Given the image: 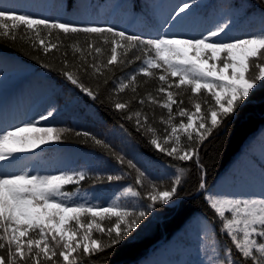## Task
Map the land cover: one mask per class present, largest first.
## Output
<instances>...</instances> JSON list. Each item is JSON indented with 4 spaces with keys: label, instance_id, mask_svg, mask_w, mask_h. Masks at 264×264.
Masks as SVG:
<instances>
[{
    "label": "snow or ice",
    "instance_id": "snow-or-ice-1",
    "mask_svg": "<svg viewBox=\"0 0 264 264\" xmlns=\"http://www.w3.org/2000/svg\"><path fill=\"white\" fill-rule=\"evenodd\" d=\"M189 7V3H184L176 15L184 13ZM227 26L221 24L199 39L166 36L144 39L112 27H77L0 6V38L11 41L20 39L34 49H41L45 55L52 50H60L63 45L60 34L65 37L86 34L90 38L86 43L87 51L80 48L78 43L71 45L74 52L80 53L79 64L72 67L97 80L103 77L104 83L114 73V66L123 68L137 60L142 61V66L126 77L127 82L123 79L117 82V93L127 89L136 93L139 74L154 77L153 69H163L165 74L158 76L163 84L157 91L166 93V99L158 101L152 93H148L145 99L139 101L141 104L150 101L167 110V117H160V122L166 125L163 136H157V129L149 123L146 113L138 110L128 114L131 111L130 100L114 99L112 102L115 109L125 114L126 119L135 118L138 130L143 128L145 133L151 134L150 144L159 152L180 161L196 158L198 162L199 149L196 145L202 144L222 127L246 102L258 83L264 82V32L231 42H213L212 38L219 37ZM54 33L55 38L50 39ZM93 36L98 37L99 41L91 39ZM106 47L110 49V55L105 61L102 57ZM118 49L122 50L120 60ZM132 50L135 52L129 56ZM89 56L91 61L88 60ZM61 63V75L94 100L98 98V93L86 86L77 72L69 70L67 53H64ZM169 73L172 77H179L175 84L177 89L190 86L194 96L199 95L202 89L206 90L214 104L209 100L200 102L192 99L194 110L183 107L184 101L177 100L176 94L168 90L173 87L167 78ZM99 86L97 83V88ZM202 103L209 106L202 108ZM53 115L54 110H48L38 119L22 126L0 130V161L14 159L17 153L32 152L41 145L61 141L64 134L71 130L38 126ZM181 134L185 135L183 142ZM75 135L110 148V145L89 132H75ZM113 154L119 163L124 164L123 156ZM127 164L136 172L135 183L143 185L145 172L132 160H128ZM178 171L180 175L176 176L168 189L161 190L157 184L150 183L148 209L173 201L184 169ZM87 178L88 174L83 170L54 175L27 172L0 174V264H84V257H96L105 248L121 243L148 216L147 210L129 211L119 203L103 207L74 201L75 194L66 191L65 186L79 184ZM98 179L119 181L122 177L107 175ZM200 188H205L204 183L200 184ZM123 195L140 197L141 193L129 186L123 190ZM205 199L220 222V231L231 244L224 251L223 258L214 261V264H264V193L249 198L209 194ZM105 216L116 218L110 221L107 228L96 219L104 220ZM93 230L106 235L108 242L93 238Z\"/></svg>",
    "mask_w": 264,
    "mask_h": 264
},
{
    "label": "trees",
    "instance_id": "trees-1",
    "mask_svg": "<svg viewBox=\"0 0 264 264\" xmlns=\"http://www.w3.org/2000/svg\"><path fill=\"white\" fill-rule=\"evenodd\" d=\"M8 1L10 0H0V6L14 4L11 1L20 2L11 0L7 3ZM147 1L44 0V10L35 14H31L32 11L15 9L16 7L8 8L35 18L59 21L77 27H112L144 39H155L153 22L149 20L146 7L141 8L146 6ZM154 1L158 4L160 0ZM241 3L244 4L246 21L247 17L253 14L264 20V0H203L193 5L191 15L197 16L205 10L207 12L216 7ZM54 38L55 33L50 39ZM60 39L63 41L60 50H52L45 55L41 49H34L20 39L11 41L0 38V53L10 55L13 61L16 56L19 58L18 65L7 63L2 67L0 88L9 90L8 84L29 77L31 72L44 74L51 80V91L47 95L53 101L49 110H54V115L43 126L71 130L37 160L39 169L35 174L54 175L83 170L88 174L86 180L65 186L66 191L75 194L74 201L89 205H101L106 201L110 204L119 203L129 211L149 212L121 243L105 248L96 257H84V264H147L150 259L153 264H160L156 257L159 250L164 254L167 264H214V261L222 259L224 251L231 246L230 240L220 231V222L205 197L212 194L249 198L254 197L256 188L263 186L264 190V82L258 83L246 102L222 127L215 130L202 144L196 145L199 149L198 162L196 158L180 161L159 152L150 144L151 134L145 133L143 128L138 130L135 118L126 119L125 114L115 109L112 102L114 99L130 100L131 111L128 114L138 110L146 113L149 123L157 129V136H163L166 125L160 122V117L166 118L167 110L150 101L144 104L139 101L145 99L148 93H152L158 101L166 99V93L157 91L163 84L158 76L165 74L164 70L153 69L156 74L154 77L139 74L136 93H132L130 89L117 93V82L122 79L127 82L126 77L136 72L142 66V61L137 60L123 68L114 66V73L110 75L108 82L104 83L103 77L97 80L96 77L85 75L83 71L77 72V69L72 67L73 64H79L80 53L74 52L71 45L78 43L80 48L87 51L86 43L90 38L84 33H79L69 37L60 34ZM91 39L99 41L95 36ZM121 52L122 50L118 49V60L122 58L119 55ZM133 52L135 50H132L129 56H132ZM64 53H67L69 70L77 72L82 82L98 93L97 99L94 100L61 75ZM109 55L110 49L106 47L102 58L106 61ZM88 60L91 61L90 56ZM46 64L49 66L45 67ZM167 78L173 84L168 90L176 94L177 100L184 101L183 107L194 110L192 99L200 102L209 100L214 104L206 90L202 89L199 95L194 96L190 86H181L179 89L175 87L179 77H172L169 73ZM164 87L167 88V85ZM11 93L6 95L7 101ZM208 106L202 103V108ZM175 107L174 105V111ZM85 131L103 140L110 148H104L96 145L91 139L75 135V132ZM181 138L183 142L185 135L181 134ZM113 153L123 156L124 164L119 163ZM56 158L64 162L62 166L55 165ZM128 160H132L145 172L143 185L135 183L136 172L128 166ZM179 169H184V172L173 201L168 205L157 204L148 209L150 201L147 200V193L151 190L150 183L157 184L161 190L168 189L176 176L180 175ZM107 175H120L122 179H98ZM201 183H204V189L200 188ZM129 186L139 191L141 196H124L123 190ZM112 219L111 221H114L116 218ZM108 226L110 220L103 225L105 228ZM93 236L101 239L103 243L108 242V237L104 234L95 231ZM160 239L162 242L156 244ZM166 244L171 245L169 251H164Z\"/></svg>",
    "mask_w": 264,
    "mask_h": 264
},
{
    "label": "rangeland",
    "instance_id": "rangeland-1",
    "mask_svg": "<svg viewBox=\"0 0 264 264\" xmlns=\"http://www.w3.org/2000/svg\"><path fill=\"white\" fill-rule=\"evenodd\" d=\"M202 1L160 0L157 4L154 0H148L146 6H141V8L146 7L145 10L148 12L149 20L153 22L156 38L166 36L176 39H198L221 24H227L228 26L219 37L212 38L213 42H231L235 39L246 38L264 32V20L260 16L253 14L247 17V21L245 20L244 15H246V12L242 3L239 5L221 6L220 8L216 7L207 12L205 10L203 14L197 16L190 15L193 12V5ZM11 3L14 4L7 6L10 8L14 6L18 10L32 11L31 14H35L42 9L44 0H20L19 3L13 1ZM184 3H189L190 7L177 16L176 13L179 7ZM6 61L5 57H0V73L2 72V67L7 64ZM8 63H11V61ZM209 63H212V61H209ZM48 81L42 75H35L26 80L21 79L16 84H12V82L8 84L11 86L10 91L12 92L7 98L8 101L5 100L4 94L0 96V130H11L15 126H22L28 121L38 119L41 114L48 111L49 105L52 103L46 94L51 90V84ZM10 91L4 87L0 88V93L8 94ZM44 122L46 121H42L38 126L44 127ZM54 143L41 145L40 148L32 152L17 153L14 159L2 161L0 174L15 175L24 172H36V159L47 152L48 148ZM259 190L254 193V197H259L262 194L263 188ZM109 205L108 202L104 201L100 206L108 207ZM82 219L89 218L82 217ZM96 219L102 226L108 220H113L112 217L109 218L108 216H105L104 220ZM94 232L95 230H93V235ZM156 256L161 260L163 259L162 253H157ZM147 264L152 263L148 261Z\"/></svg>",
    "mask_w": 264,
    "mask_h": 264
}]
</instances>
